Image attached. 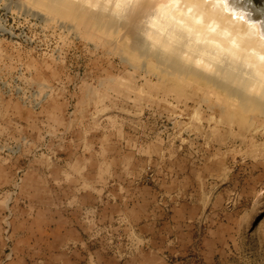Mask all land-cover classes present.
I'll use <instances>...</instances> for the list:
<instances>
[{
	"label": "rangeland",
	"instance_id": "obj_1",
	"mask_svg": "<svg viewBox=\"0 0 264 264\" xmlns=\"http://www.w3.org/2000/svg\"><path fill=\"white\" fill-rule=\"evenodd\" d=\"M126 23L0 0V264H264V101Z\"/></svg>",
	"mask_w": 264,
	"mask_h": 264
},
{
	"label": "bare ground",
	"instance_id": "obj_2",
	"mask_svg": "<svg viewBox=\"0 0 264 264\" xmlns=\"http://www.w3.org/2000/svg\"><path fill=\"white\" fill-rule=\"evenodd\" d=\"M61 1L95 9L118 26L130 23L127 27L134 26L140 38L133 39L136 47L156 52L165 65L195 67L239 89L250 102L264 101V0ZM127 27L104 33L125 35L132 31Z\"/></svg>",
	"mask_w": 264,
	"mask_h": 264
}]
</instances>
